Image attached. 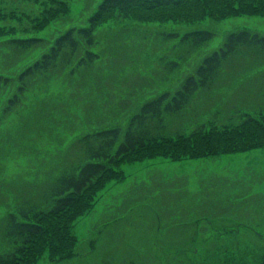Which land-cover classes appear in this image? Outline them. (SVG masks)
<instances>
[{"label": "rangeland", "instance_id": "374dc122", "mask_svg": "<svg viewBox=\"0 0 264 264\" xmlns=\"http://www.w3.org/2000/svg\"><path fill=\"white\" fill-rule=\"evenodd\" d=\"M63 1L67 11L46 22L45 12L56 5L52 0H0V25L12 27L0 32V42L28 34L52 40L71 25L86 24L101 0ZM229 1L186 5L193 19L180 9L178 18L142 19L114 12L100 21L92 47L99 54L95 61L39 75L23 105L5 118L0 176L20 178L26 187L42 182L51 167L45 162L54 160L56 147L65 149L84 131L127 122L143 100L175 88L228 32H264V13H230ZM216 6L222 7V15ZM203 28L214 34L199 46L179 41L186 31ZM170 31L176 34L167 37ZM46 49L18 55L6 54L0 46V70L17 72ZM187 52L179 67H173L172 59ZM245 83L249 89L259 85ZM6 96L7 89L1 88L0 103ZM53 115L62 122L51 121ZM42 127L50 133L40 131ZM114 168L120 177H110L94 194L82 196L68 222L77 239L73 254L56 256L47 246L32 264H261L264 146L181 158L154 154L121 161ZM4 211L0 205V214Z\"/></svg>", "mask_w": 264, "mask_h": 264}, {"label": "trees", "instance_id": "16d2710c", "mask_svg": "<svg viewBox=\"0 0 264 264\" xmlns=\"http://www.w3.org/2000/svg\"><path fill=\"white\" fill-rule=\"evenodd\" d=\"M52 1L56 5L51 4V10L45 12L46 22L68 9L63 0ZM200 1L214 6L223 0H101L86 24L71 25L52 40L38 34L2 39L0 46L6 54L47 49L17 72L0 70V90L7 89V96L0 103V135L6 132L5 118L23 105L26 91L39 75L56 73L68 65L73 70L95 61L99 54L92 47L100 21L114 12L142 19L178 18L180 9L184 17L193 19L194 14L186 5ZM228 4L230 13H264V0H230ZM221 8L216 6L215 12L219 14ZM1 15L0 12V18L4 14ZM8 30L12 27L5 29L0 25V32ZM171 34L176 32H167L166 36ZM213 34L207 28L190 30L179 41L196 47ZM188 54L177 55L172 66L179 67ZM245 82L259 85L249 89L250 84ZM258 96L264 97V32L233 30L218 48L185 73L175 88L143 100L127 122L84 131L75 135L65 149L56 147L54 160L45 162L51 167L46 169L42 182L26 187L20 184V178L0 176L4 183L0 186V205L5 207L0 214V264H32L47 246L56 256L72 255L77 239L68 222L76 216L77 204L110 177H118L120 171L114 166L121 161L154 154L171 158L218 155L264 146V100ZM49 119L62 122L54 115ZM41 130L50 133L46 127Z\"/></svg>", "mask_w": 264, "mask_h": 264}]
</instances>
